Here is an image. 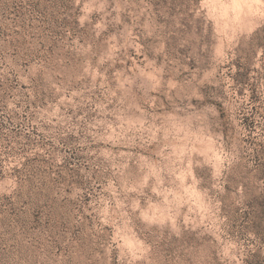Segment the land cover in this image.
I'll use <instances>...</instances> for the list:
<instances>
[{"label": "rangeland", "instance_id": "1", "mask_svg": "<svg viewBox=\"0 0 264 264\" xmlns=\"http://www.w3.org/2000/svg\"><path fill=\"white\" fill-rule=\"evenodd\" d=\"M0 264H264V0H0Z\"/></svg>", "mask_w": 264, "mask_h": 264}]
</instances>
